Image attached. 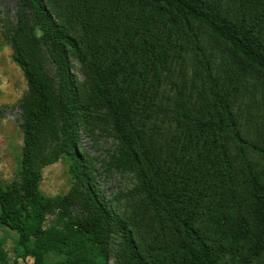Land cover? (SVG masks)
I'll list each match as a JSON object with an SVG mask.
<instances>
[{
    "label": "trees",
    "instance_id": "trees-1",
    "mask_svg": "<svg viewBox=\"0 0 264 264\" xmlns=\"http://www.w3.org/2000/svg\"><path fill=\"white\" fill-rule=\"evenodd\" d=\"M2 29L28 90L0 264H264V0H17ZM61 158L74 185L50 198ZM98 164L130 185L106 199Z\"/></svg>",
    "mask_w": 264,
    "mask_h": 264
},
{
    "label": "rangeland",
    "instance_id": "rangeland-1",
    "mask_svg": "<svg viewBox=\"0 0 264 264\" xmlns=\"http://www.w3.org/2000/svg\"><path fill=\"white\" fill-rule=\"evenodd\" d=\"M16 12L17 0H0V107L5 108L3 117L0 118V184L2 185L11 184L19 177L24 145V135L20 127L21 110L19 101L27 92L28 83L23 70L13 59L11 45L2 34L4 19L14 20ZM73 66L75 74L80 80H83L79 63L73 60ZM97 134L98 137L94 139L82 133L80 146L90 156L102 159L113 144L107 138V135ZM99 172L97 182L101 194L106 199H111L122 188L128 187L131 183L127 176H119L114 173L108 174L101 170ZM42 176L40 191L47 197L57 198L67 195L73 188L74 179L70 172V165L64 158L43 167ZM57 222L58 216L57 213H54L49 215L46 225L50 227ZM0 241L3 242L2 248L7 253L10 262H13L16 246L15 234L1 230ZM28 261L32 260L29 258Z\"/></svg>",
    "mask_w": 264,
    "mask_h": 264
}]
</instances>
